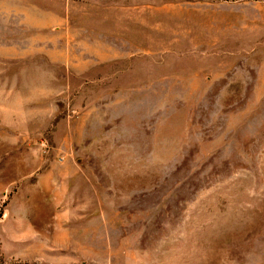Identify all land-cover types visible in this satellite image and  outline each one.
<instances>
[{"label": "rangeland", "instance_id": "374dc122", "mask_svg": "<svg viewBox=\"0 0 264 264\" xmlns=\"http://www.w3.org/2000/svg\"><path fill=\"white\" fill-rule=\"evenodd\" d=\"M0 264H264V0H0Z\"/></svg>", "mask_w": 264, "mask_h": 264}, {"label": "crops", "instance_id": "0c3cea01", "mask_svg": "<svg viewBox=\"0 0 264 264\" xmlns=\"http://www.w3.org/2000/svg\"><path fill=\"white\" fill-rule=\"evenodd\" d=\"M55 191V190H54Z\"/></svg>", "mask_w": 264, "mask_h": 264}]
</instances>
